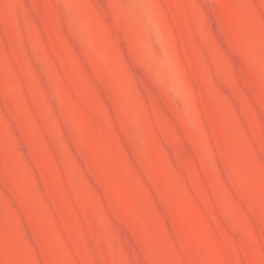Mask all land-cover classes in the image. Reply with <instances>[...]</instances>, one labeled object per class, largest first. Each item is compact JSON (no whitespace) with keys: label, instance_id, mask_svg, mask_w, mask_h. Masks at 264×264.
I'll return each instance as SVG.
<instances>
[{"label":"rangeland","instance_id":"rangeland-1","mask_svg":"<svg viewBox=\"0 0 264 264\" xmlns=\"http://www.w3.org/2000/svg\"><path fill=\"white\" fill-rule=\"evenodd\" d=\"M0 264H264V0H0Z\"/></svg>","mask_w":264,"mask_h":264},{"label":"clouds","instance_id":"clouds-1","mask_svg":"<svg viewBox=\"0 0 264 264\" xmlns=\"http://www.w3.org/2000/svg\"><path fill=\"white\" fill-rule=\"evenodd\" d=\"M152 35L154 41H156L154 26H153ZM157 46H158V41H157ZM160 62H162L166 72L165 88L167 93L179 107L181 108L186 107L187 93H186L185 85L181 79L178 68L174 64V61L172 60L170 54L167 51L164 52L163 56L160 59Z\"/></svg>","mask_w":264,"mask_h":264}]
</instances>
